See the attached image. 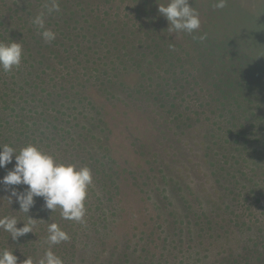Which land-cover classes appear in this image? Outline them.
Masks as SVG:
<instances>
[{
	"label": "trees",
	"instance_id": "obj_1",
	"mask_svg": "<svg viewBox=\"0 0 264 264\" xmlns=\"http://www.w3.org/2000/svg\"><path fill=\"white\" fill-rule=\"evenodd\" d=\"M57 2L59 12L48 14L45 6L51 0H0V41L22 45L19 67L9 72L0 69V145L7 144L18 154L33 144L57 162L87 166L93 185L85 200L83 224L63 219L59 208L51 213L44 208L43 198L35 197L27 214L37 219L34 233L13 241L0 229V251H13L17 264L26 257L39 264L49 247L62 256L63 264H210L194 253L175 262H155L147 252L132 248L128 253L127 246L107 244L104 236L112 233L108 218L122 214L118 204L125 197L123 188H133L137 180L124 167L125 162L132 166L134 158L124 161L109 143L113 136H121L120 132L113 135L111 111L113 102L131 107L129 111L151 116L157 128L161 123L177 128L187 125L199 132L219 124L213 135L227 143L228 137L243 134L238 128L264 120V0H228L224 9H216L214 0H188L201 20L200 31L193 34L169 32L167 19L158 11L159 3L166 0ZM42 11L45 28L56 33L51 42H45L42 30L32 23ZM203 34L202 41L193 39ZM132 137L137 140L138 136L128 134ZM14 163L13 156L12 163L0 168V178ZM162 178L170 198L179 204L178 183L167 174ZM246 179L255 182L252 177ZM15 187L23 191L27 186ZM7 194L0 184V216H15L16 226L22 227L28 218L15 198L8 205ZM241 194L252 201V191ZM259 197L264 201V190H259ZM180 207L187 230L175 228L176 236L192 237L196 228L213 232L208 211L199 212L184 203ZM244 210L251 214L246 206ZM52 222L68 234V241L46 243ZM86 241L94 242V248ZM68 242L80 248V258L69 253ZM248 254L230 256L223 264H264V252Z\"/></svg>",
	"mask_w": 264,
	"mask_h": 264
},
{
	"label": "rangeland",
	"instance_id": "obj_2",
	"mask_svg": "<svg viewBox=\"0 0 264 264\" xmlns=\"http://www.w3.org/2000/svg\"><path fill=\"white\" fill-rule=\"evenodd\" d=\"M0 8L3 10L1 5ZM113 104V135L120 132L121 136H113L109 143L113 150L123 154L124 161L134 158L132 166L125 162L124 167L137 180L132 183L133 188L131 185L123 188L125 197L118 204L122 214L108 218L107 227L112 229V233L104 236L108 245L127 246L128 253L132 248L147 252L155 262H175L194 253L199 260L223 264L230 256L244 258L249 256V251L264 252V201L259 197V190H264V120L253 121L254 129L246 124L238 128L243 134L228 137L227 143L213 135L219 124L199 132L187 125L177 128L174 124L161 123L162 127L157 128L148 114ZM128 134H137L139 138H128ZM164 174L178 183L177 191L182 198L179 204L177 199L170 198L162 178ZM246 177H252L255 182ZM245 191H252L250 198L254 203L241 194ZM182 202L193 210L208 211L213 232H200L195 227L192 237L191 234L183 239L176 236L175 228L187 230V224L181 223ZM245 206L255 209L245 214ZM98 240L93 241L98 243ZM86 244L94 248L88 241ZM66 247L77 258L82 256L75 243L72 246L68 242ZM252 247L256 248L249 250ZM91 249L86 251L89 257Z\"/></svg>",
	"mask_w": 264,
	"mask_h": 264
},
{
	"label": "clouds",
	"instance_id": "obj_3",
	"mask_svg": "<svg viewBox=\"0 0 264 264\" xmlns=\"http://www.w3.org/2000/svg\"><path fill=\"white\" fill-rule=\"evenodd\" d=\"M228 0H214L216 9H224ZM48 14L53 11L59 12L57 0H51L50 6L46 5ZM158 11L165 16L170 27V33L186 32L193 34L199 32L201 20L199 12L189 5L188 0H166V3H159ZM45 12L38 13L32 23L42 30L40 35L45 42H51L56 38V33L45 28ZM206 34L193 39L203 40ZM22 60V45L18 42L5 44L0 41V69L4 72L11 71L14 67H19ZM15 163L13 168L0 178V184L8 192V205L15 198L19 204V211L25 213L28 222L22 227H17L18 219L15 216H0V229L10 234L13 241L29 232L34 233L35 221L37 219L27 215L35 205V197H42L44 208L51 211L60 209L63 219L84 223L86 214L85 200L88 189L93 185L91 169L87 166L77 168L74 164L57 162L54 157L43 152L33 144L22 147L17 154L11 146L0 145V168L7 164ZM26 185L20 191L15 186ZM48 236L46 243L56 245L70 239L68 234L59 225L52 222L48 225ZM0 264H17V257L13 251L7 249L0 251ZM23 264H33L30 257H26ZM39 264H63V261L49 247L44 257L39 260Z\"/></svg>",
	"mask_w": 264,
	"mask_h": 264
}]
</instances>
